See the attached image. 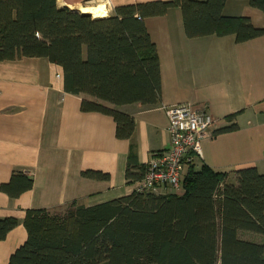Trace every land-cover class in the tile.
<instances>
[{
    "label": "trees",
    "instance_id": "obj_1",
    "mask_svg": "<svg viewBox=\"0 0 264 264\" xmlns=\"http://www.w3.org/2000/svg\"><path fill=\"white\" fill-rule=\"evenodd\" d=\"M229 0H170L121 5L105 18L58 7V0H0V62L45 58L63 71L64 91L84 95V113L112 117L118 139L134 133V119L105 107L156 105L161 98L160 60L146 29L149 18L179 8L185 36H234L237 44L264 37L245 17L223 14ZM264 15V0H241ZM236 115L213 135L237 130ZM125 172L129 183L143 179L147 165ZM82 176L108 180L107 174ZM33 181L13 173L0 191L15 199ZM182 192L152 191L92 207L75 202L57 209H29L23 226L27 238L8 264H264V245L239 233L264 236V174L245 168L216 173L189 166ZM19 222L0 219V243Z\"/></svg>",
    "mask_w": 264,
    "mask_h": 264
},
{
    "label": "crops",
    "instance_id": "obj_2",
    "mask_svg": "<svg viewBox=\"0 0 264 264\" xmlns=\"http://www.w3.org/2000/svg\"><path fill=\"white\" fill-rule=\"evenodd\" d=\"M102 1L109 16L117 6L170 0ZM223 14L264 28L263 13L245 1H227ZM145 25L160 60V101L153 106L102 103L134 119L128 140L116 137L112 117L80 110L84 98L92 99L64 91L61 67L45 58L0 62V185L16 172L33 181L32 189L15 199L0 191V219L19 222L0 243V264H8L25 242L27 210H54L73 202L92 207L131 195L135 183L125 178L129 157L135 158L133 165L145 167L152 154L170 147L166 107H203L216 121L214 131L236 115V131L202 140L199 169L205 165L233 174L254 167L264 174V37L242 44L234 36L188 39L179 8L149 18ZM88 171L109 179L82 176Z\"/></svg>",
    "mask_w": 264,
    "mask_h": 264
},
{
    "label": "built area",
    "instance_id": "obj_3",
    "mask_svg": "<svg viewBox=\"0 0 264 264\" xmlns=\"http://www.w3.org/2000/svg\"><path fill=\"white\" fill-rule=\"evenodd\" d=\"M168 118V150L151 155L142 180L135 183L139 193L167 188L178 194L186 169L202 158L201 142L214 137V118L203 107L180 104L165 108Z\"/></svg>",
    "mask_w": 264,
    "mask_h": 264
},
{
    "label": "bare ground",
    "instance_id": "obj_4",
    "mask_svg": "<svg viewBox=\"0 0 264 264\" xmlns=\"http://www.w3.org/2000/svg\"><path fill=\"white\" fill-rule=\"evenodd\" d=\"M82 0H58V2L70 9L79 10L83 14H89L94 19H100L107 17L108 11L104 4H100L97 6H82L79 4Z\"/></svg>",
    "mask_w": 264,
    "mask_h": 264
},
{
    "label": "rangeland",
    "instance_id": "obj_5",
    "mask_svg": "<svg viewBox=\"0 0 264 264\" xmlns=\"http://www.w3.org/2000/svg\"><path fill=\"white\" fill-rule=\"evenodd\" d=\"M79 4L82 6H97V5H100V4H104L106 6V4L102 1V0H82L81 2H79ZM58 5L60 7H64L62 6L59 2H58ZM107 8V6H106ZM76 11V9H73ZM80 12V11H79ZM200 160H197L195 162V168L196 170L199 169L200 167V164H199ZM181 192H179L178 194H180ZM65 210L64 207L62 208H58L56 210V212H60V213H63ZM239 238L242 239V240H245V241H249V242H252V243H255V244H261V245H264V236H261V235H256V234H252V233H239Z\"/></svg>",
    "mask_w": 264,
    "mask_h": 264
},
{
    "label": "water",
    "instance_id": "obj_6",
    "mask_svg": "<svg viewBox=\"0 0 264 264\" xmlns=\"http://www.w3.org/2000/svg\"><path fill=\"white\" fill-rule=\"evenodd\" d=\"M68 8V7H67ZM70 9V8H69Z\"/></svg>",
    "mask_w": 264,
    "mask_h": 264
}]
</instances>
